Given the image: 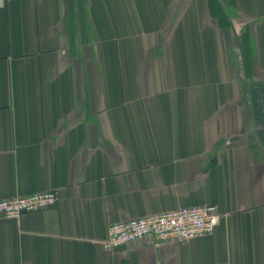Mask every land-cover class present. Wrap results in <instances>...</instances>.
<instances>
[{
    "label": "crops",
    "instance_id": "obj_1",
    "mask_svg": "<svg viewBox=\"0 0 264 264\" xmlns=\"http://www.w3.org/2000/svg\"><path fill=\"white\" fill-rule=\"evenodd\" d=\"M0 264H264V0H3ZM214 206L210 235L106 251Z\"/></svg>",
    "mask_w": 264,
    "mask_h": 264
},
{
    "label": "built area",
    "instance_id": "obj_2",
    "mask_svg": "<svg viewBox=\"0 0 264 264\" xmlns=\"http://www.w3.org/2000/svg\"><path fill=\"white\" fill-rule=\"evenodd\" d=\"M2 5L3 0H0V7ZM55 203V194L48 191L2 199L0 217L17 219L22 214L50 209ZM220 220L221 216L214 206H194L183 210L150 214L112 224L103 248L106 251H114L146 237H152L157 243L180 244L210 235Z\"/></svg>",
    "mask_w": 264,
    "mask_h": 264
}]
</instances>
